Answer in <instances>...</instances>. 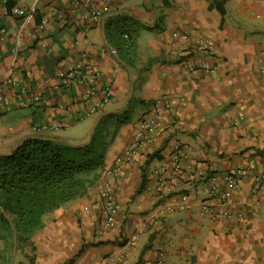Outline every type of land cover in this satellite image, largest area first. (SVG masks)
<instances>
[{
	"label": "crops",
	"instance_id": "1",
	"mask_svg": "<svg viewBox=\"0 0 264 264\" xmlns=\"http://www.w3.org/2000/svg\"><path fill=\"white\" fill-rule=\"evenodd\" d=\"M78 1L10 0L9 7L35 9L31 23L0 5V93L13 100L0 107V155L34 136L86 144L93 129L107 143L103 165L85 174V192L46 212L27 241L18 244L15 224L12 231L0 219V264H264V185L254 186L264 171V0H113L94 3L103 17L84 28L81 15L91 8ZM175 31L190 38L174 39ZM198 37L218 49L217 58L196 50ZM205 60L218 69L189 72ZM73 66L70 84L62 70ZM33 92L44 101L22 106ZM159 99L171 103L154 142L116 176L122 210L105 228L99 187ZM108 114L115 123L98 132ZM43 124L50 128L35 130ZM179 143L184 167L173 174ZM239 168L235 215L211 218L201 209L202 177L222 180ZM183 193L186 209L178 207Z\"/></svg>",
	"mask_w": 264,
	"mask_h": 264
},
{
	"label": "trees",
	"instance_id": "2",
	"mask_svg": "<svg viewBox=\"0 0 264 264\" xmlns=\"http://www.w3.org/2000/svg\"><path fill=\"white\" fill-rule=\"evenodd\" d=\"M115 116L108 114L105 120ZM98 142L96 135L86 144L34 136L13 153L0 155V219L12 231L15 224L18 244L42 225L46 212L85 192L91 184L85 174L104 163L107 143L99 147Z\"/></svg>",
	"mask_w": 264,
	"mask_h": 264
},
{
	"label": "built area",
	"instance_id": "3",
	"mask_svg": "<svg viewBox=\"0 0 264 264\" xmlns=\"http://www.w3.org/2000/svg\"><path fill=\"white\" fill-rule=\"evenodd\" d=\"M10 0H0V5L3 7L6 13L13 14L24 20L26 23H31L36 17V11L34 8H30L21 4H14L9 7ZM78 3L90 7V11L85 12L81 15V23L80 26L87 27L91 22H98L102 19V9L95 8L94 3H102L106 7H110L113 3V0H79ZM59 18L64 19V13H59ZM174 39H189L190 35L188 32H179L175 31L173 33ZM196 50L198 51H207L211 56L217 58L219 55L218 49L206 38L198 37L194 41ZM177 56H183L185 54V49L182 47H178L176 50ZM218 62H211L209 60H205L200 64H191L188 67L189 72L197 73L198 71L204 72H212L218 69ZM76 67H70L69 69L62 70V76L70 80V84H74L73 76L77 73ZM262 72H264V66L262 67ZM6 83L14 84L15 81L12 78L6 79ZM264 87V82H263ZM95 87L90 86L87 90V96H90ZM107 95L110 94V88H106ZM44 94L42 92H33L28 93L24 96V98L20 101L22 106H31L32 104L39 103L44 101ZM160 102L156 104L154 108V114L152 117H143L140 120L141 127L138 130V133L135 136L134 141L131 144V147L126 153L119 155L115 163L112 167H110L105 174V178L99 187L98 199L97 203L101 206L103 212V226L105 228H112L118 224V217L122 210L121 202L119 201L116 193V189L114 187V180L117 175H119L125 163L135 159L138 154L146 147V145L150 142H154L155 133L157 128L160 125L162 119V113L164 111V106H168L171 103V100L167 99H159ZM12 99L10 97L5 96L0 93V107L4 109L5 107L11 105ZM168 102V103H167ZM102 103H97L92 109V113H97L102 107ZM54 127H60V125H55ZM50 125L43 124L35 126V130L40 129H48ZM185 147L183 144L179 143L175 146V157L172 164V173L177 174L183 169V151ZM162 168L157 169V173L159 174V184L161 186H166L164 178L161 176ZM242 168L237 169L236 171H232L226 174L222 180L215 175L209 174V177L206 180V188L207 198L201 202V209L203 212L208 214L213 219H218L221 217H233L235 215V211L233 208L232 197L233 193L239 188V176L242 173ZM202 173L205 176H208L206 173ZM264 185V171L255 175V189L260 190V188ZM166 189H168L166 187ZM189 195L187 193H183L181 196L180 203L178 205L181 209H186L190 207V203L187 202ZM162 255H160V259L158 263H162Z\"/></svg>",
	"mask_w": 264,
	"mask_h": 264
},
{
	"label": "rangeland",
	"instance_id": "4",
	"mask_svg": "<svg viewBox=\"0 0 264 264\" xmlns=\"http://www.w3.org/2000/svg\"><path fill=\"white\" fill-rule=\"evenodd\" d=\"M112 120H114V119H112V118H107L106 123L102 122V123L100 124L99 129H98L97 131L99 132V131L102 129V127L105 128V124H106V125L114 124L115 122H111ZM97 134H98V133H97ZM96 136L98 137V135H96ZM98 141H99V142H98V143H99L98 146L101 147L102 144H101L100 142H102V143L105 142V138H100V137H98Z\"/></svg>",
	"mask_w": 264,
	"mask_h": 264
},
{
	"label": "water",
	"instance_id": "5",
	"mask_svg": "<svg viewBox=\"0 0 264 264\" xmlns=\"http://www.w3.org/2000/svg\"><path fill=\"white\" fill-rule=\"evenodd\" d=\"M94 130H95V129H93V131H92V135H91L89 141H91V140L93 139ZM17 146H18V145H17ZM17 146H16L14 149H12L10 153H13V152L16 150ZM16 249H17V246H15V253H16V251H17Z\"/></svg>",
	"mask_w": 264,
	"mask_h": 264
}]
</instances>
